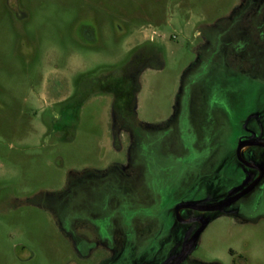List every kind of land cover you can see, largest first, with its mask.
Wrapping results in <instances>:
<instances>
[{
    "label": "rangeland",
    "instance_id": "obj_1",
    "mask_svg": "<svg viewBox=\"0 0 264 264\" xmlns=\"http://www.w3.org/2000/svg\"><path fill=\"white\" fill-rule=\"evenodd\" d=\"M252 138L264 0H0V264H168ZM192 213L181 264H264V177Z\"/></svg>",
    "mask_w": 264,
    "mask_h": 264
},
{
    "label": "water",
    "instance_id": "obj_2",
    "mask_svg": "<svg viewBox=\"0 0 264 264\" xmlns=\"http://www.w3.org/2000/svg\"><path fill=\"white\" fill-rule=\"evenodd\" d=\"M262 145L264 146V142H259L256 140H244L242 141L239 146H238V158L239 160H241L243 163H245L248 166H255V167H259L261 174L258 178H256L249 186L245 187L244 189L243 186L245 184H247L249 178H246L244 180V183H242L241 185L236 186L232 191L233 196H231L230 198L224 200L223 202H220L218 204H213V205H202L200 203H193V202H183L181 204H179L176 208L177 212H179V210L181 208H185V207H189L198 211H211V210H222L225 207L229 206L230 204H232L233 202H235L236 200H238L239 198H241L243 195H245L246 193L250 192L260 181V179L264 176V167L261 165H254L251 164L250 162H248L246 159H244L243 155H242V149L244 146L246 145ZM179 219L182 222H194L197 221L200 224V227L198 228V230L189 238V240L184 244L183 249L181 250L179 256L171 263V264H181L183 262V260L185 259V257L187 256V254L190 252V250L192 249V247L194 246L199 234L201 233V231L204 229V227L207 225L208 220L204 217V216H196V217H191V218H182L179 215Z\"/></svg>",
    "mask_w": 264,
    "mask_h": 264
},
{
    "label": "flooded vegetation",
    "instance_id": "obj_3",
    "mask_svg": "<svg viewBox=\"0 0 264 264\" xmlns=\"http://www.w3.org/2000/svg\"><path fill=\"white\" fill-rule=\"evenodd\" d=\"M15 12H16V16H17V19H21V18H24V17H26L27 16V13L25 12V10L24 9H22L21 7H19L17 10L15 9ZM90 32H88V35H90L89 34ZM150 42L152 43V39L150 40ZM147 61L145 62V63H147L148 61H149V59H148V57L147 58H145ZM131 63H133V62H131ZM134 65V64H133ZM141 69V68H140ZM131 74V76L133 77L134 75L132 74V72L130 73ZM246 140H256V141H259V142H264V140H258V139H254V138H252V139H246ZM240 142H239V144L242 142V141H244V140H239ZM239 144H238V146H239ZM256 145V144H255ZM255 145H246V146H244L243 147V149H242V155H243V153H247L249 150H250V148H251V146H255ZM256 146H260V147H263L264 148V146H262V145H256ZM238 150V149H237ZM237 157H238V153H237ZM239 159V158H238ZM241 161V160H240ZM248 161V160H247ZM242 162V161H241ZM248 162H250L251 164H254V165H259V166H261L262 164L261 163H259V162H257V161H248ZM243 163V162H242ZM245 166H247L248 168H251L252 170H256V174H250L249 176H247L246 178H249V180H248V182H247V184H245L244 186H243V188L242 189H244L245 187H247V186H249L256 178H258L259 176H260V174H261V171H260V168L259 167H255V166H248V165H246L245 163H243ZM263 166V165H262ZM264 167V166H263ZM264 177V176H263ZM262 177V178H263ZM245 178V179H246ZM261 178V179H262ZM260 179V180H261ZM260 182V181H259ZM242 183H244V181L242 182ZM241 183V184H242ZM241 184H239V185H241ZM236 186H234L232 189H231V191L235 188ZM231 191H230V194H229V197L228 198H230L231 196H233V194H235V193H232L231 194ZM227 198V199H228ZM183 202H188V201H183ZM183 202H179L177 205H176V207H175V213H176V217H177V219L179 220V221H181L180 219H179V215L182 217V218H185V219H187V218H191V217H196V216H198V215H196V214H193L192 212H197L198 210H195V209H192V208H187V207H185V208H181L180 210H179V212H177V210H176V208H177V206L179 205V204H181V203H183ZM183 210H189V212H188V214L187 215H184V214H182V211ZM199 212H201V213H204V212H206V211H199ZM182 222V221H181ZM200 224L201 223H199V227H200ZM107 235H108V233H107ZM191 237V235H189V234H187V236H186V238H185V242H184V244L189 240V238ZM108 238L110 239V240H112V236L111 235H108ZM179 256V255H178ZM177 256V257H178ZM176 259V258H175ZM174 258L172 259V260H170L169 261V263L168 264H171L174 260H175Z\"/></svg>",
    "mask_w": 264,
    "mask_h": 264
}]
</instances>
